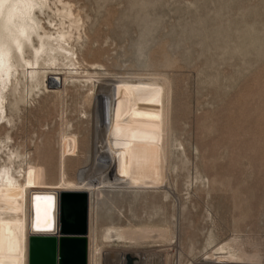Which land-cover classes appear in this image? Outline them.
Masks as SVG:
<instances>
[{
    "label": "rangeland",
    "instance_id": "1",
    "mask_svg": "<svg viewBox=\"0 0 264 264\" xmlns=\"http://www.w3.org/2000/svg\"><path fill=\"white\" fill-rule=\"evenodd\" d=\"M34 19L39 28L12 46L18 71L2 92L0 172L17 182H0V264H27L30 190L86 188L76 175L91 160L93 97L114 79L124 98L133 93L127 105L147 85L160 95L149 92L128 165L141 150L151 161L159 152L161 179L101 182L88 264H115L118 252L146 254V264H264V0H48ZM41 26L64 31L72 52L46 50L30 72L22 56L35 61ZM10 30L0 27V42ZM130 228L150 232L132 240L113 230ZM225 242L254 257L217 259Z\"/></svg>",
    "mask_w": 264,
    "mask_h": 264
},
{
    "label": "bare ground",
    "instance_id": "2",
    "mask_svg": "<svg viewBox=\"0 0 264 264\" xmlns=\"http://www.w3.org/2000/svg\"><path fill=\"white\" fill-rule=\"evenodd\" d=\"M46 1L48 0H0V24L5 28H11L8 39L9 42H0V112H2L4 103L2 92L9 84L12 86L13 81L16 79V72L18 71L17 68H14L15 61H13L11 53L12 46L15 44L16 47H20L24 40L22 38L28 40L31 31H36L39 28V24L34 19V15L38 6L43 5ZM59 1L61 2V0ZM63 5L65 6V3ZM68 13L69 12H67V15ZM40 28L43 32H37L36 34L39 38L40 45L38 47L35 45L32 46L35 61H31L22 56V60L28 65V69L31 70L30 72L34 70V66L38 63L39 58L46 53V50L59 52L65 58H67L72 52L71 49L67 47L68 43L65 34H63L64 31L57 36L52 37L51 35L46 34L43 26ZM57 75L58 74L56 73H52L49 76V83L51 85H58L52 77H56ZM60 84L62 85V81ZM97 86V91L93 97L95 131L91 149V160L89 165L78 170L76 175L78 183L84 185L86 188L78 187L70 189L69 187H74V183H71L70 181H67V188H65V190L86 191L89 194V207L90 198L93 197L97 187L101 185V182L114 187H143L145 183H150L154 176L159 180L161 179L159 152L156 154V160L151 161L145 151L141 150L139 151L140 153L138 154L137 159L128 165L131 161V156L134 154L133 136L141 130L143 122L146 119H149L146 115L147 110L144 109L145 105H147L146 103L149 101V97H151L149 92L154 94L155 98H159L160 95L153 92L152 85H147L146 90L140 97V103L134 106L133 104L127 105L130 100L134 99L132 96L133 93L131 94V92L127 90V94L124 98V89L116 84L115 79L111 84L98 82ZM134 96L136 95L134 94ZM137 96L139 97V95ZM128 112L132 113L130 114L131 116L126 119L122 118V114H128ZM126 164L129 166V171L126 174L122 171L118 176H111L112 180H108L110 179V174L115 175L118 173L120 166L125 168ZM15 178L9 168H5L0 172V182L5 184L4 186L7 190H13L12 188H14L15 183L17 182L15 181ZM58 191L59 190L33 189L28 192V235L30 232H34L33 228H48L51 225L53 199L55 205L56 194ZM33 194L37 195L33 197ZM39 195H42V197ZM113 230L118 237L132 240L147 238V235L150 232L149 229L142 228ZM159 236H166V232L162 231L159 233ZM216 251V253H221V255L215 257L223 262H244L245 260L250 261V259L254 257L245 252L238 251V249L229 242H225V244L222 243L221 246L216 248ZM128 255L133 256L135 259L134 264H141V262L146 264L148 261L146 254L144 255L138 252L133 255L131 253L118 252L114 256L116 261L115 264H126ZM158 264H162L160 259Z\"/></svg>",
    "mask_w": 264,
    "mask_h": 264
},
{
    "label": "water",
    "instance_id": "3",
    "mask_svg": "<svg viewBox=\"0 0 264 264\" xmlns=\"http://www.w3.org/2000/svg\"><path fill=\"white\" fill-rule=\"evenodd\" d=\"M51 212V225L33 228L28 235L27 264H88L89 194L82 190L58 191ZM134 262L128 255L126 264Z\"/></svg>",
    "mask_w": 264,
    "mask_h": 264
}]
</instances>
